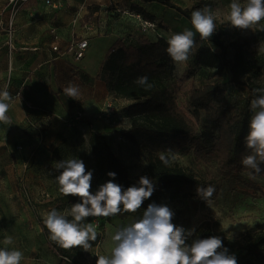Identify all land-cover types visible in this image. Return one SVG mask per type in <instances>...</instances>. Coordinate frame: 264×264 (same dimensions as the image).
<instances>
[{
    "label": "trees",
    "instance_id": "obj_1",
    "mask_svg": "<svg viewBox=\"0 0 264 264\" xmlns=\"http://www.w3.org/2000/svg\"><path fill=\"white\" fill-rule=\"evenodd\" d=\"M151 1L175 10L190 23L192 12L208 4L206 0L187 6L177 5L173 0H144ZM133 7L160 28L155 15ZM95 10L92 7L89 13ZM215 23L217 30L193 49L186 70L179 76L177 64L166 51L168 38L159 34L155 40L146 33L133 39L120 37L104 58L98 78L106 83L110 95L134 100L124 108L131 125L120 136L146 152L147 173L155 186L152 196L143 201L140 209L115 215L120 219L130 216L135 221L141 219L148 204L156 203L158 198L170 202L181 196L201 203H219L222 199L233 209L246 198L264 197V171L254 173L255 178L251 179L248 173L252 170L241 164L242 157L250 154L244 138L253 114L250 103L258 95L254 89L264 88L261 82L264 52L253 48L264 40V30H260L264 26L247 35L226 39L222 26ZM200 69H205L206 78L197 84L195 76ZM143 75L152 84L148 90L134 83ZM230 88L238 90V95L226 96ZM161 152L169 158L187 155L201 170L184 168L173 160L166 166L159 159ZM106 161L108 171L116 173L109 180L122 189L139 186V180L131 177L129 167L111 147L106 149ZM60 171L54 168L53 176L57 177ZM208 185H213L216 191L206 202L197 196L196 188ZM58 199L71 207L80 202L75 196L62 195ZM217 220L210 217L203 221L194 239L212 237ZM172 222L179 226L175 215ZM40 224L49 246L63 263L86 264L81 260L82 248H61L49 239L43 221ZM97 233V240L90 242L92 245L102 238L101 232ZM219 238L228 253L236 257L237 264H264V231L249 236L244 242L225 235Z\"/></svg>",
    "mask_w": 264,
    "mask_h": 264
},
{
    "label": "crops",
    "instance_id": "obj_2",
    "mask_svg": "<svg viewBox=\"0 0 264 264\" xmlns=\"http://www.w3.org/2000/svg\"><path fill=\"white\" fill-rule=\"evenodd\" d=\"M46 1L30 0L19 9L10 42V11L7 0H0V91L11 95L7 113L11 124L0 122V152L7 158L0 170L12 180H27L34 169L42 172L50 164L46 157L62 126L60 120L80 112L93 117L105 110L111 95L98 78L104 58L118 38L141 34L138 21L124 11L140 13L133 7L137 6L159 22L167 7L144 0H51L57 7ZM92 7L96 10L89 13ZM88 23L93 30L85 28ZM81 38H88L89 44L76 60L70 47ZM69 83L79 87L80 100L65 95Z\"/></svg>",
    "mask_w": 264,
    "mask_h": 264
},
{
    "label": "rangeland",
    "instance_id": "obj_3",
    "mask_svg": "<svg viewBox=\"0 0 264 264\" xmlns=\"http://www.w3.org/2000/svg\"><path fill=\"white\" fill-rule=\"evenodd\" d=\"M177 5H191L197 0H173ZM207 6L215 17V22L222 26L223 38H230L238 35H247L252 30H240L230 27L225 17L230 11V4L233 0H206ZM242 5L246 0H238ZM153 4V3H152ZM151 4V5H152ZM154 5V4H153ZM203 9V8H202ZM160 27L147 31L154 40L157 35L162 34L168 38L184 29L195 32L192 24L175 10L165 7L160 18ZM264 26L262 20L257 27ZM160 30V32H159ZM158 35V36H159ZM195 47L203 40L199 34H195ZM258 52H264V40L253 47ZM187 68V62L177 64L176 75H181ZM206 78L205 69H200L195 76V82L202 84ZM264 83V77L261 79ZM238 95V90L230 88L226 96ZM109 103L114 106L115 113L107 116L106 110L93 117L73 115L65 120H60L62 126L54 139V145L50 150L47 159L49 165H45L42 172L40 168L34 169L26 180H12L8 177L6 170H0V248L7 247L8 250L16 249L23 253L20 264H66L58 257L49 246L42 231L40 221H43L42 213L56 209L60 214L70 211L71 205L63 204L58 198L63 194L59 191V184L53 176L54 165L57 161L75 158L83 160L86 171H92L91 189L93 194L101 184L109 180L107 175L108 166L106 161V149L111 147L123 162L129 167L132 178L139 180L141 176H148L147 154L140 147L123 141L120 135L131 125L130 119L125 115L124 108L134 100L116 98L110 96ZM108 103V104H109ZM108 113V112H107ZM173 162L187 169L200 171L192 159L187 155L173 156ZM45 158V157H44ZM7 161L0 152V163ZM12 163L13 160H9ZM47 163L49 161L47 160ZM156 204L167 205L173 210L178 218L179 226L185 229L195 228V233L186 241L191 244L198 227L206 219L213 217L218 220L214 222L212 236H229L241 242L258 232L264 231V197L246 198L237 207L232 209L225 200L218 202L201 203L185 197H178L167 202L166 199H156ZM130 216L120 219L117 216L99 218L88 217L83 223H91L97 232H101L102 238L92 245L89 251L83 250L81 260L86 264H96L97 256H110L115 241L112 236L124 226L134 222ZM11 237L13 243L5 246V237Z\"/></svg>",
    "mask_w": 264,
    "mask_h": 264
},
{
    "label": "clouds",
    "instance_id": "obj_4",
    "mask_svg": "<svg viewBox=\"0 0 264 264\" xmlns=\"http://www.w3.org/2000/svg\"><path fill=\"white\" fill-rule=\"evenodd\" d=\"M225 21L230 27L240 30H255L254 26L264 20V0H246L241 4L233 0ZM215 17L208 7L198 9L191 14V24L195 32L184 29L181 33L169 37L166 49L173 62L184 64L195 48V34L201 40H208L217 30ZM264 30V29H260ZM145 90L152 87L146 75L139 76L134 81ZM66 96L80 100V89L69 83L64 88ZM258 95L251 100L252 116L249 120L248 133L244 138L250 154L243 156L241 164L252 171L249 178L254 179V173L264 171V88L254 89ZM11 95L7 90L0 91V122L10 125L7 113ZM160 161L168 166L174 157L169 158L163 152L159 154ZM145 166L147 162L144 161ZM54 168L61 170L56 177L59 191L64 196L79 197L80 202L74 203L69 212L60 214L56 209L42 213L43 223L48 229L49 239L63 249L82 248L89 251L91 241H96L98 233L91 224L83 223L88 217H111L121 212L135 213L141 208L143 201L152 196L154 183L147 176L139 178V186L132 185L126 189L108 180L101 184L95 194L90 191L92 171H87L81 159H65L57 161ZM115 177V172H108ZM213 185L198 186L197 196L208 202L215 193ZM71 216L72 219H68ZM174 212L167 205L150 203L143 212L141 219L119 228L112 236L115 246L110 256H97L96 264H237L234 255L219 237L196 238L189 245V237L195 233V228L185 229L175 225ZM13 243L12 238L5 237V246ZM23 253L19 250L0 248V264H20Z\"/></svg>",
    "mask_w": 264,
    "mask_h": 264
},
{
    "label": "built area",
    "instance_id": "obj_5",
    "mask_svg": "<svg viewBox=\"0 0 264 264\" xmlns=\"http://www.w3.org/2000/svg\"><path fill=\"white\" fill-rule=\"evenodd\" d=\"M29 2H30V0H7V8L10 11V19L7 23V33L9 35L10 42L12 40L14 31H15V23H14L15 22L14 21L15 14L19 11L20 8H22L25 4H27ZM46 2H47V4H52L55 7L58 6V4L53 3L51 0H47ZM124 12L126 14L134 17L138 21V25L140 27L141 33L148 34L147 31H149V30L152 31L155 29L156 23L150 19L145 18L141 13H136V12H133L131 10H125ZM85 28L88 30H93L94 27H93L92 23H88V24H85ZM88 44H89L88 38H81L75 42L74 41L72 42L70 49H73L74 57L76 60L81 59L85 55ZM55 48H57V47H55ZM107 105H108V108H107L108 113L106 112V115L110 117V116H112V114L115 113L114 112L115 108L110 103ZM82 115L83 114L81 112L78 113V117H82ZM42 128H44V127H41L40 130H43ZM42 133H41V135H42ZM123 141H126V140L123 138Z\"/></svg>",
    "mask_w": 264,
    "mask_h": 264
}]
</instances>
